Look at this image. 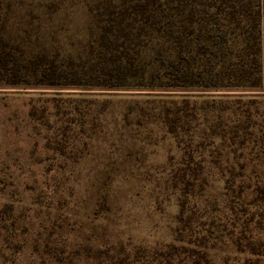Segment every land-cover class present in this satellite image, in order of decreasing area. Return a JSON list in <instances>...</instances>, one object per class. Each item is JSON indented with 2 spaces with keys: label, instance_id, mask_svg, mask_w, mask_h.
<instances>
[{
  "label": "rangeland",
  "instance_id": "1",
  "mask_svg": "<svg viewBox=\"0 0 264 264\" xmlns=\"http://www.w3.org/2000/svg\"><path fill=\"white\" fill-rule=\"evenodd\" d=\"M109 1L0 0V54L26 78L0 81V264H185L191 248L264 264V87L35 83L50 64L102 72ZM159 50L141 52L138 75ZM238 98L259 101L242 126ZM188 152L198 176L181 187Z\"/></svg>",
  "mask_w": 264,
  "mask_h": 264
},
{
  "label": "trees",
  "instance_id": "2",
  "mask_svg": "<svg viewBox=\"0 0 264 264\" xmlns=\"http://www.w3.org/2000/svg\"><path fill=\"white\" fill-rule=\"evenodd\" d=\"M108 5L98 40L103 49L102 72H67L50 64L36 71V84L121 87L138 79L142 85L161 83L171 88L264 87V0H110ZM153 48H160L154 51L158 66L152 73L138 75L139 55ZM8 57L0 54V81L25 82L23 66L10 64ZM258 103L257 99L235 100L241 108L236 111L239 126L246 121L243 107L258 109ZM241 130L236 134L243 143ZM169 132L179 135L175 127ZM197 159L193 152L184 153L177 185L194 186ZM256 199L264 204V185L257 188ZM256 247L255 242L249 244L253 253ZM190 252L185 264H214L205 253L197 251L195 256L194 248Z\"/></svg>",
  "mask_w": 264,
  "mask_h": 264
}]
</instances>
